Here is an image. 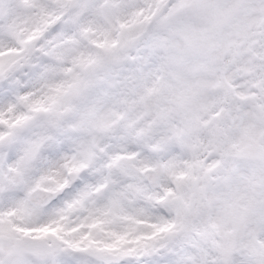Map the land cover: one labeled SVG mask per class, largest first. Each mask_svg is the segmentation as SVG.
<instances>
[{"label": "snow or ice", "instance_id": "snow-or-ice-1", "mask_svg": "<svg viewBox=\"0 0 264 264\" xmlns=\"http://www.w3.org/2000/svg\"><path fill=\"white\" fill-rule=\"evenodd\" d=\"M0 264H264V0H0Z\"/></svg>", "mask_w": 264, "mask_h": 264}]
</instances>
